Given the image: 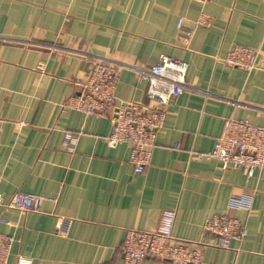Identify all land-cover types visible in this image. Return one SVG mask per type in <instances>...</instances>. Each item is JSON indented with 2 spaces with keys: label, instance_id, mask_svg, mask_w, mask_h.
Wrapping results in <instances>:
<instances>
[{
  "label": "crops",
  "instance_id": "obj_1",
  "mask_svg": "<svg viewBox=\"0 0 264 264\" xmlns=\"http://www.w3.org/2000/svg\"><path fill=\"white\" fill-rule=\"evenodd\" d=\"M202 19L210 26L200 25ZM236 46L257 68L226 65ZM187 65L184 93L166 110L151 163L136 174L126 145L112 147L108 118L68 108L92 64L120 71L114 106L147 104L141 72L162 57ZM264 127V0H0V234L8 264H123L129 231L153 232L174 211L179 242L206 241L204 224L230 214L247 227L205 264H264V173L223 170L213 158L227 120ZM77 136L71 152L66 135ZM19 192L38 213L7 207ZM250 209L230 211L232 200ZM142 264H169L146 259Z\"/></svg>",
  "mask_w": 264,
  "mask_h": 264
},
{
  "label": "built area",
  "instance_id": "obj_2",
  "mask_svg": "<svg viewBox=\"0 0 264 264\" xmlns=\"http://www.w3.org/2000/svg\"><path fill=\"white\" fill-rule=\"evenodd\" d=\"M199 24L210 26L212 22L202 19ZM258 57V52L236 46L224 63L251 72L257 68ZM141 76L148 81V103L122 102L116 107L120 71L114 64L94 63L83 78L75 81L79 87L78 95L71 97L67 105L90 116L110 119L113 128L106 142L112 147L126 145L130 149V164L136 174L144 173L150 165L157 135L165 125L166 110L184 93L187 65L163 56L153 68L142 71ZM76 141V135H66L65 145L71 152ZM197 158L217 159L223 170L236 168L247 177H252L256 171L264 173V127L254 126L246 120L229 119L214 151ZM43 201L36 194L19 192L7 207L23 213H38ZM4 204L5 197L0 195V205ZM250 207L251 201L234 199L230 211ZM175 219L174 211H165L155 231H129L121 247L123 264H142L146 259L169 264H205L202 247L228 249L232 242L241 243L248 235L246 225L238 218L230 214L216 215L204 224L206 241L199 245L179 242L173 236ZM0 224L11 223L1 219ZM12 245L13 238L0 234V264H8ZM19 264L30 262L21 259Z\"/></svg>",
  "mask_w": 264,
  "mask_h": 264
}]
</instances>
